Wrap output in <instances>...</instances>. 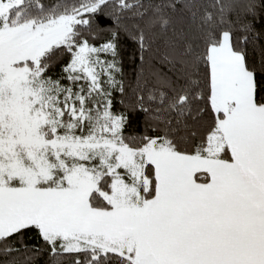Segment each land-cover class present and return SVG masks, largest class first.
<instances>
[{
    "label": "snow or ice",
    "instance_id": "6c2138e0",
    "mask_svg": "<svg viewBox=\"0 0 264 264\" xmlns=\"http://www.w3.org/2000/svg\"><path fill=\"white\" fill-rule=\"evenodd\" d=\"M262 39L264 0H0V264H264Z\"/></svg>",
    "mask_w": 264,
    "mask_h": 264
},
{
    "label": "trees",
    "instance_id": "16d2710c",
    "mask_svg": "<svg viewBox=\"0 0 264 264\" xmlns=\"http://www.w3.org/2000/svg\"><path fill=\"white\" fill-rule=\"evenodd\" d=\"M262 47H264V39H262L256 45H250L249 46L250 62L257 65V66L260 64V62L262 60V56H261V48ZM125 71L127 74L128 81H129V83H131L133 78H134L133 65L131 64L130 61H128L127 57H125ZM119 99H120V96H119V94H117V100H119ZM117 107H120V105L117 104ZM46 260H47V256L45 255L40 260L36 261V264H44V261H46Z\"/></svg>",
    "mask_w": 264,
    "mask_h": 264
}]
</instances>
